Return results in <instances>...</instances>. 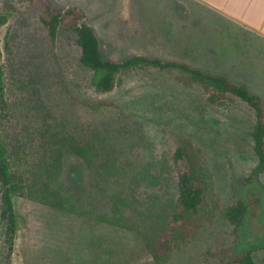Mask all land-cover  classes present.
<instances>
[{"label":"rangeland","instance_id":"rangeland-1","mask_svg":"<svg viewBox=\"0 0 264 264\" xmlns=\"http://www.w3.org/2000/svg\"><path fill=\"white\" fill-rule=\"evenodd\" d=\"M73 6L84 10L106 57L185 61L244 84L264 107V37L197 0H0L7 105L0 145L25 193L14 196L13 241L1 218L0 186V264L98 258L88 243L97 215L114 216L127 230H109L108 242H133L138 253L126 257L139 259L135 264H228L246 250L264 264V170L252 174V109L236 97L210 102L174 67H134L117 74L110 91H96L75 31L60 25L51 34L41 21L50 9ZM177 152L187 157L202 201L171 226L172 239L154 259L147 247L158 246L156 235L172 225ZM9 197L13 205V191ZM237 198L246 210L235 228L225 211ZM157 215L155 231L137 237Z\"/></svg>","mask_w":264,"mask_h":264},{"label":"trees","instance_id":"trees-1","mask_svg":"<svg viewBox=\"0 0 264 264\" xmlns=\"http://www.w3.org/2000/svg\"><path fill=\"white\" fill-rule=\"evenodd\" d=\"M41 21L47 25L51 34H54V31L60 25L69 27L75 31V43L80 48L79 61L84 67L92 71L91 84L96 91H110L113 88L116 75L122 71L142 65H151L160 69L174 67L185 72L188 78L203 90L210 102L220 104L223 101L230 100L232 97H236L245 102L252 109L255 118L251 135L253 139V150L258 161L252 174L256 175L264 170V107L261 98L257 94L252 93L244 84L233 83L224 74L211 73L185 61L171 59L163 62L158 58H149L142 55L131 56L121 60L110 59L104 55L97 34L93 26L88 23L84 10L77 6L70 7L66 10L50 9V13L47 16L41 15ZM6 109L7 105L3 101V90L0 81V126L3 122L4 110L6 111ZM18 148V139H16V142H13V154H15L14 152H16ZM75 149L80 153L78 148ZM3 153V148L0 145V186L4 187L1 218L5 221L9 235H13L14 241L19 227L17 225L14 196H16V194L22 196L25 195V193L21 187L22 183L20 184V180L22 181L23 178H21L17 171H13V175L10 174ZM175 160L178 161L176 181L177 195L174 199L175 211L171 213L169 219V222L172 223L169 230L166 233L163 232L160 236L156 235V241H158L159 245L154 246L152 244L147 247L148 249L151 248L149 254L154 259L160 255L161 248L165 247L172 239L173 230L171 226L179 219L186 218L190 214L196 213L202 201L201 188L193 176L187 157L183 155V153L177 152ZM10 191H13V205L9 197ZM54 202L60 203L58 200ZM12 207L13 218L11 215ZM245 210L246 206L244 202L240 198H237L235 202L226 209L225 217L237 228L243 221ZM159 216L160 215H157L156 217L157 221L154 220L147 225L143 233L136 232L137 237H139V235L146 237V231L154 232L159 222ZM115 221L119 222L114 216L97 215L95 217L94 228H96L97 233L94 237L97 238V241H94L95 238H93L90 239L88 243H90L92 248H97L100 255L98 258L95 256L93 259L88 260L86 264H135V262L139 261V259L134 260L130 255L126 257V252L138 253L133 242L127 241V243H121L117 246H115L113 242H108L109 239L112 240V234L109 233V230L112 233L127 232V230L123 229L120 225H114ZM115 253L119 255V258L112 260L111 256ZM147 261L149 260H146V262ZM228 264H255L252 251L246 250L234 256Z\"/></svg>","mask_w":264,"mask_h":264},{"label":"crops","instance_id":"crops-1","mask_svg":"<svg viewBox=\"0 0 264 264\" xmlns=\"http://www.w3.org/2000/svg\"><path fill=\"white\" fill-rule=\"evenodd\" d=\"M264 37V0H197Z\"/></svg>","mask_w":264,"mask_h":264}]
</instances>
